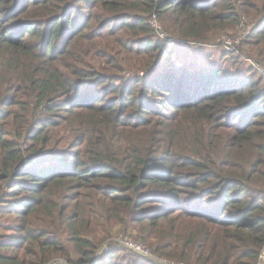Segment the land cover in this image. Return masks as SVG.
Returning a JSON list of instances; mask_svg holds the SVG:
<instances>
[{
  "label": "trees",
  "instance_id": "trees-1",
  "mask_svg": "<svg viewBox=\"0 0 264 264\" xmlns=\"http://www.w3.org/2000/svg\"><path fill=\"white\" fill-rule=\"evenodd\" d=\"M257 68L264 0H0V264H255Z\"/></svg>",
  "mask_w": 264,
  "mask_h": 264
},
{
  "label": "built area",
  "instance_id": "built-area-1",
  "mask_svg": "<svg viewBox=\"0 0 264 264\" xmlns=\"http://www.w3.org/2000/svg\"><path fill=\"white\" fill-rule=\"evenodd\" d=\"M149 27L154 31L155 35L159 40L164 42L165 45V51L164 55L166 56L167 53L171 51L172 48H174L176 45H182L185 44L181 40H175L170 39L165 33L162 32L161 26L157 20V17L155 15H151L148 18L147 21ZM245 21H241L239 24V28H241L242 31H240L236 35H221L219 38L220 43L223 45L224 48H226L228 51H234L236 47L240 44L244 36L248 33L247 29L244 27ZM258 72L262 77H264V68H257ZM114 247H120L127 249L131 252L136 253L137 255L152 261L156 264H182V263H173L167 259H164L163 257H160L158 255H155L154 253L150 252L146 246L138 241H134L129 235L126 234H119L116 237H113L109 241H107L102 248L99 250V255L102 252H108ZM98 258V256L96 257ZM48 264H67L63 260H54L51 261ZM255 264H264V246L258 256V259Z\"/></svg>",
  "mask_w": 264,
  "mask_h": 264
},
{
  "label": "rangeland",
  "instance_id": "rangeland-1",
  "mask_svg": "<svg viewBox=\"0 0 264 264\" xmlns=\"http://www.w3.org/2000/svg\"><path fill=\"white\" fill-rule=\"evenodd\" d=\"M219 38H220V35L216 37V41H219ZM186 44H187V43L182 44V45H179V46H182V47L178 48L177 52H178L179 50H181V49H184V48L188 47V46H185ZM176 55H177V53H176ZM126 234H129V235L132 237V235H131L132 233H126ZM134 234H135V233L133 232V235H134ZM133 240H134V241H139V240H135L134 238H133ZM141 242H142V241H141ZM143 244L146 246V248L149 249L150 252L154 253V252L149 248V246H147V244H145L144 242H143ZM155 254H156V253H155Z\"/></svg>",
  "mask_w": 264,
  "mask_h": 264
}]
</instances>
